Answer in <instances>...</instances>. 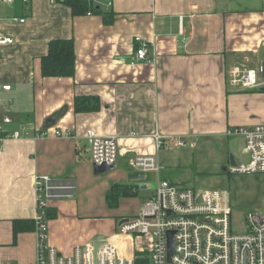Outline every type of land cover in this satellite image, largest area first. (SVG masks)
Segmentation results:
<instances>
[{"label": "crops", "instance_id": "crops-1", "mask_svg": "<svg viewBox=\"0 0 264 264\" xmlns=\"http://www.w3.org/2000/svg\"><path fill=\"white\" fill-rule=\"evenodd\" d=\"M107 9L111 23L91 11L74 15L64 0L0 4V36L13 39L0 45V260L9 264L36 261L37 177H48L47 241L66 255L112 238L160 179L223 190L243 216L264 201V174L226 172L230 156L248 160L244 139L227 128L264 123V91L229 81L231 68L264 60V0H112ZM137 36L149 53L131 63ZM57 38L73 40L71 76L41 74ZM76 96H95L100 108L75 112ZM88 129L116 136L113 168L94 171ZM138 154L154 155L161 170L130 179L128 160ZM114 185L121 190L111 206ZM15 224L23 229L15 233Z\"/></svg>", "mask_w": 264, "mask_h": 264}, {"label": "built area", "instance_id": "built-area-1", "mask_svg": "<svg viewBox=\"0 0 264 264\" xmlns=\"http://www.w3.org/2000/svg\"><path fill=\"white\" fill-rule=\"evenodd\" d=\"M16 1L0 0V4L12 5ZM19 1L26 4L30 0ZM88 1L91 4L101 3L104 8L112 5V0ZM19 21L23 22L24 19ZM134 41L137 46L131 63L146 60L148 45L138 36ZM12 43L10 36H0L1 46ZM229 74L230 83L240 88L256 89L264 86V60L254 69L233 67ZM9 88V85L2 87L4 90ZM3 121L10 120L5 116ZM54 133L59 135L58 131ZM19 134L13 132L12 137L16 138ZM43 134L48 135V132ZM226 134L241 136L248 154L246 162L229 164L226 172L229 175L264 174V123L231 126L227 128ZM85 136L93 165H115L118 157L116 136H103L92 129H88ZM152 137L155 147H160L162 136L154 133ZM182 143L177 142L178 145ZM128 164L133 170L145 173L161 170L152 154L134 155L129 158ZM47 181L46 176L35 178V264H136V261L146 264H264V213L246 212L242 218L244 229L236 231L232 227V207L225 191L182 188L167 179L159 180L139 212L123 218L113 237L103 238L96 252L94 242H87L76 244L70 254H62L47 241ZM169 232L172 233L173 242L171 253L168 251ZM137 237H142V242L139 249L134 250ZM0 264L9 263L0 260Z\"/></svg>", "mask_w": 264, "mask_h": 264}, {"label": "trees", "instance_id": "trees-1", "mask_svg": "<svg viewBox=\"0 0 264 264\" xmlns=\"http://www.w3.org/2000/svg\"><path fill=\"white\" fill-rule=\"evenodd\" d=\"M66 5L71 8L74 15L85 14L87 11L99 13L104 16L105 22L113 21L111 9L102 6H93L88 0H64ZM74 73V48L71 38H57L48 43V50L41 57V74L43 76H71ZM100 108V101L95 96H76L73 100V109L75 112L96 111ZM120 186H112L107 193L109 205L114 206L116 199L120 195ZM29 224V221H25ZM28 228V227H27ZM23 229L14 225L13 231L16 233ZM136 264H146L143 261Z\"/></svg>", "mask_w": 264, "mask_h": 264}, {"label": "water", "instance_id": "water-1", "mask_svg": "<svg viewBox=\"0 0 264 264\" xmlns=\"http://www.w3.org/2000/svg\"><path fill=\"white\" fill-rule=\"evenodd\" d=\"M260 91H264V86H261L258 88ZM229 160H230V164L231 165H236V161L233 159L232 156L229 157ZM114 165H110V166H107V165H93V169L96 173H101V172H104V171H107L111 168H113ZM128 177L130 179H133V180H142L144 177H145V172H142V171H134V172H131L130 174H128ZM171 235L172 233L169 232L168 233V251L169 253H171L172 251V246H173V242H172V238H171ZM102 240H97L93 243V246H94V252H96V249L97 247L101 244Z\"/></svg>", "mask_w": 264, "mask_h": 264}, {"label": "rangeland", "instance_id": "rangeland-1", "mask_svg": "<svg viewBox=\"0 0 264 264\" xmlns=\"http://www.w3.org/2000/svg\"><path fill=\"white\" fill-rule=\"evenodd\" d=\"M264 201L261 204L260 208H256L257 211L259 212H263L264 213ZM242 216H243V211L237 210L236 208L232 209V227L234 230L236 231H241L242 230ZM138 239H136V243H139L138 246L141 244V240H139V242H137ZM136 243H135V247H136Z\"/></svg>", "mask_w": 264, "mask_h": 264}, {"label": "bare ground", "instance_id": "bare-ground-1", "mask_svg": "<svg viewBox=\"0 0 264 264\" xmlns=\"http://www.w3.org/2000/svg\"><path fill=\"white\" fill-rule=\"evenodd\" d=\"M142 40V39H141ZM135 48H136V46H135Z\"/></svg>", "mask_w": 264, "mask_h": 264}]
</instances>
